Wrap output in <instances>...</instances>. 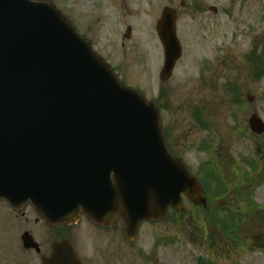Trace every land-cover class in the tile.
I'll return each mask as SVG.
<instances>
[{"label": "rangeland", "instance_id": "obj_1", "mask_svg": "<svg viewBox=\"0 0 264 264\" xmlns=\"http://www.w3.org/2000/svg\"><path fill=\"white\" fill-rule=\"evenodd\" d=\"M51 1L124 82L158 102L171 131L169 146L194 172L206 167L208 180L218 184L212 180L213 192L228 191L217 198L228 208L215 225L185 199L184 215L146 222L134 242L121 223L108 231L82 219L49 234L46 225L28 224V216L2 208L0 264H40L39 254L23 247L26 228L42 243L50 235L71 240L82 264H264V225L247 223L235 236L228 226L230 214L248 211L243 191L264 208V135L249 126L253 113L264 118V0H200V10L181 7L177 29L184 54L168 81L160 75L165 52L157 24L166 4L179 7L186 0ZM210 161L216 165L208 168Z\"/></svg>", "mask_w": 264, "mask_h": 264}, {"label": "water", "instance_id": "obj_2", "mask_svg": "<svg viewBox=\"0 0 264 264\" xmlns=\"http://www.w3.org/2000/svg\"><path fill=\"white\" fill-rule=\"evenodd\" d=\"M176 22L167 8L157 26L164 79L183 55ZM249 124L264 133L259 114ZM183 194L206 204L202 184L170 152L155 102L125 85L53 2L0 0V198L15 207L30 199L53 226L82 214L100 226L121 220L135 241L146 220L183 211ZM45 264L81 260L64 241Z\"/></svg>", "mask_w": 264, "mask_h": 264}, {"label": "flooded vegetation", "instance_id": "obj_3", "mask_svg": "<svg viewBox=\"0 0 264 264\" xmlns=\"http://www.w3.org/2000/svg\"><path fill=\"white\" fill-rule=\"evenodd\" d=\"M173 2V1H172ZM189 6L193 9H199L200 10V6H201V3H200V0H192V1H182L180 4H179V7L175 6V3L174 4H166L164 8H172L174 9V11L176 12V16H177V27H178V24H179V20H180V17H181V7H186V6ZM209 9L212 11L213 7L210 6ZM218 12V10L216 11V13ZM258 57V56H257ZM198 113L201 115V110H198L197 109V114ZM166 130H168V137H169V140L171 139L170 137V130L166 127ZM176 152V151H175ZM44 174H45V169H44ZM43 179H44V183H43V187L44 189L46 188V179L45 177L43 176ZM45 196L47 194H49L48 191H46L45 193H43ZM41 194V195H43ZM36 195H40V194H36ZM4 209L2 211H4L5 213L7 212H10L11 214H16V213H21V214H24L26 216H28L27 218L30 220L27 221V223L29 224L31 222V220H33V222H35V224H38L41 223V224H44L46 225L47 229H48V232L49 234L50 233H53L52 230H55L57 227H52L50 225V223H48V221L46 220V218L43 216V214L39 211L38 207L36 206L35 203L31 202L30 200H27V201H24V204L22 205V207L20 208H16L14 206H12L8 201H6L5 199H1L0 198V209ZM33 215L31 217L30 214ZM16 216H18V214H16ZM8 217V216H6ZM84 220L86 221H89L86 217H82ZM0 220H2V218H0ZM89 222H92V221H89ZM93 223V222H92ZM94 224V223H93ZM96 225V224H94ZM97 226V225H96ZM59 227V226H58ZM99 227V226H97ZM104 229L110 231V230H113L111 228H107V226H102ZM102 227H99L100 229H102ZM116 229V228H115ZM103 230V229H102ZM28 231L34 238H35V235H34V230L32 228H26L25 232ZM24 234V233H23ZM54 234V233H53ZM29 235V234H28ZM22 236V235H21ZM30 237V236H29ZM24 239V237H23ZM36 240V238H35ZM64 240V238H60V239H57L56 236H49V238L45 241V242H41V241H38V245H39V249H35V248H30L31 250H35L36 253L39 254V257L41 258L40 260V264H45V261L47 259H49L50 257H52L53 255V252H54V246L57 242L59 241H62ZM37 241V240H36ZM23 244V243H22ZM24 246H25V241H24Z\"/></svg>", "mask_w": 264, "mask_h": 264}, {"label": "trees", "instance_id": "obj_4", "mask_svg": "<svg viewBox=\"0 0 264 264\" xmlns=\"http://www.w3.org/2000/svg\"><path fill=\"white\" fill-rule=\"evenodd\" d=\"M235 95H237L236 92H235ZM239 99H242V96H239L238 99L236 97V101ZM234 117L236 118V115ZM215 163L212 164V162H210L208 164V168H210V166L216 165ZM209 174L210 173L205 170V178L203 180V183H205V186L207 189V193L210 195L209 207L208 208H202L201 211H203V213L206 216V219L209 220V222L217 225L221 221V217L219 215L226 213L224 211L227 210V208H228V206L225 204L224 205L221 203L219 204L217 201H220V199H217V198L222 196V194L228 193V191H223L222 193L213 192L214 190L212 189L211 185L213 183L214 184H216V183L214 182L213 179L208 180ZM245 179H248V178L246 177ZM212 180H213V183H211ZM216 186L218 187V184H216ZM241 191H243V190H241ZM242 193H240L242 203H248L249 208H248L247 212L245 211L244 215L241 214V212H242L241 210L240 211L236 210V212L240 214L239 216L235 215V214L234 215L230 214L232 217V221L230 222V224L228 226L230 227L229 230L232 231V236H235V234L237 232L241 233L242 231H244L247 223L251 224V225H254L255 223H256V225H259L260 223H262L264 225V208L253 203V201L250 199L249 194L245 196L244 191ZM238 239L240 240V238H238Z\"/></svg>", "mask_w": 264, "mask_h": 264}]
</instances>
